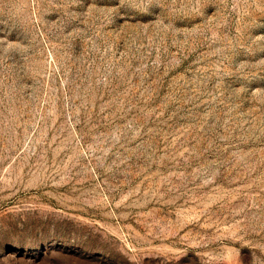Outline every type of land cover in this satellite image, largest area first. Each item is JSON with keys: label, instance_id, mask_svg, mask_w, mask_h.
<instances>
[{"label": "rangeland", "instance_id": "rangeland-1", "mask_svg": "<svg viewBox=\"0 0 264 264\" xmlns=\"http://www.w3.org/2000/svg\"><path fill=\"white\" fill-rule=\"evenodd\" d=\"M0 264H264V0H0Z\"/></svg>", "mask_w": 264, "mask_h": 264}]
</instances>
